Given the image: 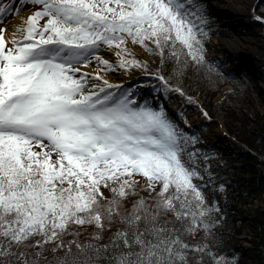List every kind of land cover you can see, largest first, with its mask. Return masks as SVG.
Masks as SVG:
<instances>
[{
	"label": "snow or ice",
	"instance_id": "snow-or-ice-1",
	"mask_svg": "<svg viewBox=\"0 0 264 264\" xmlns=\"http://www.w3.org/2000/svg\"><path fill=\"white\" fill-rule=\"evenodd\" d=\"M23 3L39 7L12 25L7 44L8 25L0 27V264H234L208 242L222 213L199 183V150L187 151L198 137L153 106L140 90L147 80L102 74L140 69L192 101L179 80L189 59L207 63L200 0H21L16 12ZM12 11L0 3V21ZM129 40L158 55L159 66ZM93 61L94 71L74 67ZM130 194L138 198L124 208ZM114 221L122 226L98 243ZM73 225L95 227L81 240ZM197 230L202 238L186 239Z\"/></svg>",
	"mask_w": 264,
	"mask_h": 264
},
{
	"label": "trees",
	"instance_id": "trees-1",
	"mask_svg": "<svg viewBox=\"0 0 264 264\" xmlns=\"http://www.w3.org/2000/svg\"><path fill=\"white\" fill-rule=\"evenodd\" d=\"M187 2L195 5L197 0H187ZM200 3L202 6L204 5L203 2L200 1ZM262 7L258 6L257 10L264 14V7ZM127 42L134 44L130 40ZM144 52L146 51L144 50ZM146 56L149 58L148 62L152 68L159 66L158 55L151 56L146 52ZM205 56L207 59L206 64H197L189 59L179 80L185 94L192 97L193 100L187 101L179 93L177 94L182 100L183 112L200 110L202 107L207 111L209 117L218 116L222 118L227 134L233 137L225 143L217 137L210 142L207 138L199 135L198 129L187 130L184 128L190 135L194 134L198 137L195 145H188L187 151L191 152L193 147L199 150L200 154L196 161L199 170L202 172L199 183L209 200L217 201L222 213L220 223L214 226V236L209 237L208 242L228 257L233 256V254L237 255L238 258L235 260V264L241 263L240 257L249 258L256 264H264V217L259 211V207L248 208L246 206L250 203L249 197L264 201L262 196L264 190L263 192L259 191L256 195L251 193L260 185L259 179H257L259 177L257 172L260 169L257 168L258 166L254 167V162H258V165L264 164V119H261L257 112L255 114L254 111L251 112L246 107L247 110H245L238 105L239 102L240 104L249 102L248 97L252 92L249 80L245 77H239L230 67L226 71L221 70L220 66L206 55V46ZM209 65L214 66V72L208 71ZM225 65H228V62ZM171 68L172 61H168L164 66L165 76L169 74ZM142 71L132 69L126 73L132 74L131 84L139 83L140 79L147 80L149 87L141 86L140 89L143 93L153 88L152 85H155V88H161L158 80L144 77ZM169 82L176 83L175 80ZM224 84H230L231 88H227L223 92V96L218 98L215 93ZM220 144H224L227 151H231L232 148L245 150V155L240 158L241 164L235 166L234 161L238 159L237 157L234 159L231 156H226V154L224 157V151H220ZM217 158L219 160L215 162L214 159ZM238 161H236L237 164ZM209 176H211V182ZM221 183L224 185L223 189L219 188ZM172 216L171 212L166 215L162 213L159 218L166 220ZM116 224L117 226L112 224L110 228L104 229L102 238L97 242L103 244L111 231L118 226H122L119 222ZM244 227L247 229L246 232H248L251 245L236 244L232 246L234 244L231 243V240L237 237L244 230ZM190 235L187 234L186 239L189 237L188 240L195 241L202 238L204 233L202 230H197ZM228 236L229 239L227 240ZM86 238L83 237L81 240ZM216 241L225 242L220 246L215 243ZM28 250L32 251V249ZM52 254L44 251L43 256L49 257ZM100 264H103V260Z\"/></svg>",
	"mask_w": 264,
	"mask_h": 264
},
{
	"label": "rangeland",
	"instance_id": "rangeland-1",
	"mask_svg": "<svg viewBox=\"0 0 264 264\" xmlns=\"http://www.w3.org/2000/svg\"><path fill=\"white\" fill-rule=\"evenodd\" d=\"M8 1V0H6ZM204 3L203 7L206 12V26L208 35L205 38L204 45L206 46V55L209 59H212L216 62L217 65L220 66L221 70L226 71L229 67L235 68L237 71L239 77H245L247 80H249V83L252 86V92L248 97L249 102H245L240 104L238 103L239 107L241 106L245 110L248 108L251 112L254 111L259 114L261 119H264V21L261 20H255L258 16H264V14L260 13V11L257 10L258 6L264 7V0H252L250 11L256 16L250 15L249 9L247 5L243 6L244 4H237L240 6L239 11L233 10L235 14L229 15L227 12L229 11V8L226 5V0H200ZM21 2L20 0H11L13 11L10 13H4L6 16L5 21H0V27H4L5 24H7V21L11 18L16 17L20 12L27 9L31 13L34 11L38 5L36 4H26L24 7L20 8L19 12H16V6ZM243 3V1H242ZM262 7V8H263ZM25 8V9H24ZM241 11V12H240ZM226 12V13H225ZM45 19V18H43ZM43 19L39 21V23L43 22ZM244 32V34L253 35V40L245 43L241 40V32ZM6 32V30H5ZM5 32H4V38H5ZM239 37V38H238ZM6 41V40H5ZM8 41H6V44ZM128 46L133 49L139 58H142L144 60H149V58L146 56V52H144V49L139 44H130L127 42ZM105 49H102V52H105ZM111 59H115L114 53L112 52L110 54ZM226 62H228V65H225ZM92 64H95V62H91ZM243 64V65H241ZM96 65V64H95ZM246 67L249 68V72L253 73L255 79L253 80L249 79L248 76H246L244 73L240 71L241 68ZM105 75V77L113 82L118 80H123L126 82V84H131V74H126L124 70H113L109 73H102ZM249 75V74H247ZM227 89L226 84L223 86H220L218 91H216L215 96L218 98L223 96V92ZM145 94L152 100L153 105H163L170 116L177 119V122L180 123L181 127L188 128L189 130L198 129V133L200 136H203L207 138L210 142L214 140V138L220 139L221 142L230 141V139H233L232 135L227 134L225 125L223 123L222 118L220 117H205L203 115V112L200 110H195L192 112H183L182 110V100L178 97V94L175 92H165L162 88H150ZM246 107V108H245ZM182 110V116H177L178 111ZM183 117L190 118L189 121L196 120V122L191 124H184L182 121ZM224 144H220V151H224V157L231 156L232 158H238L239 160L238 164L236 161H234L235 166H238L241 164L240 158L242 155H245V150L242 149H235L232 148L231 151H227L225 149ZM240 150V151H239ZM247 152L249 150L246 149ZM258 154V152H257ZM218 158L214 159L215 162H218ZM258 166V167H257ZM254 167L260 169V171L257 172V179H259L260 185L252 191L251 193L256 195L259 191L264 190V164H259L258 162H254ZM146 178H144L142 175L139 177V181L143 182ZM137 193L138 195H143L145 197H148L151 193L145 189L139 186L137 187ZM137 194H130L127 199L123 203L124 208L130 207L132 201L138 198ZM262 196L264 198V192L262 193ZM250 200V203H248L246 206L248 208H254L259 207V211L264 217V201L259 200L257 198L253 199L251 197L248 198ZM151 203V201H148ZM170 213V212H167ZM167 213H163L166 215ZM115 222V221H114ZM112 223L113 226H117L116 223ZM243 224V223H242ZM244 225V224H243ZM94 225H73L72 228L79 234V239L83 237H89V232L94 228ZM106 229V228H105ZM247 229L244 227V230L235 238L231 240V243L234 244L232 246H235L236 244L243 245V246H250L251 243L248 238V232H246ZM190 235V234H188ZM191 236V235H190ZM72 235L71 233L66 234L63 239L68 240L71 239ZM189 239V237H188ZM229 239V236L227 237V240ZM226 240V241H227ZM31 242V241H29ZM225 241H216L215 243H218L220 246ZM230 243V244H231ZM46 252L52 253L51 245L46 246ZM226 256V255H225ZM237 255L233 254L234 258V264L235 260L238 258ZM207 260L208 258L205 257ZM239 262V260H238ZM240 262L238 264H256L253 260L245 257H240Z\"/></svg>",
	"mask_w": 264,
	"mask_h": 264
},
{
	"label": "bare ground",
	"instance_id": "bare-ground-1",
	"mask_svg": "<svg viewBox=\"0 0 264 264\" xmlns=\"http://www.w3.org/2000/svg\"><path fill=\"white\" fill-rule=\"evenodd\" d=\"M242 1H243V3H242ZM226 5H227V7L229 8V11L227 12V14H228V16L229 15H233V14H235V12L233 11V10H237V11H239V9H240V6H238L237 4H244L243 6H245V5H247V7H248V9H249V12H250V15L251 16H254L253 18H255L256 16L252 13V11H250V6H251V3H252V0H226ZM241 12V11H240ZM226 13V12H225ZM28 14H30V12H29V10H27V9H25V10H23L22 12H20L16 17H14V18H11V19H9L8 21H7V25H8V28L6 29V32H5V40L6 41H9V38H10V36L12 35V25L13 24H17V23H20L21 22V18L22 17H26ZM43 19V18H42ZM255 20H258L257 18H255ZM259 21V20H258ZM239 38V37H238ZM240 38H241V40L243 41V42H245V43H247V42H249V41H251V40H253L254 38H253V35H248V34H244V32L242 31L241 32V36H240ZM135 51V50H134ZM135 52H137V51H135ZM112 52L111 51H109L108 49L107 50H105V52H102L101 51V54L102 55H104L105 56V58H108V59H111L110 58V54H111ZM138 56V55H137ZM139 57V56H138ZM241 65H243V64H241ZM74 67H79V68H81V69H83V70H85V71H94V70H96V65L95 64H92V63H90L89 65H87V66H85V65H83V64H81V65H74ZM232 69L235 71V72H237L236 70H235V68H233L232 67ZM240 71L242 72V73H244L246 76H248L249 77V79H251V80H253V78L255 79V77H254V75H253V73L251 72H249L250 70H249V68L247 69L246 67H243V68H241L240 69ZM247 74H249V75H247ZM131 80H132V74H131V78H130ZM227 86V88H231V85L230 84H227L226 85ZM192 111H195V110H192ZM192 111H190V112H192ZM186 118H188V117H186ZM182 120H183V118H182ZM190 120V118L189 119H187V121H188V123L186 124V125H188V124H191V123H194V122H196V120H191V121H189ZM183 122V121H182ZM183 128H185L184 126H183ZM186 129V128H185ZM188 129V128H187ZM189 130V129H188Z\"/></svg>",
	"mask_w": 264,
	"mask_h": 264
}]
</instances>
